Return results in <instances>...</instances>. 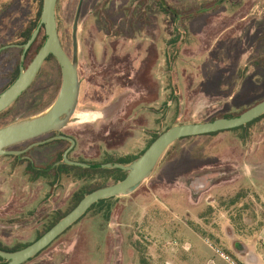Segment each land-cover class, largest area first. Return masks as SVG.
Here are the masks:
<instances>
[{
    "label": "rangeland",
    "instance_id": "obj_1",
    "mask_svg": "<svg viewBox=\"0 0 264 264\" xmlns=\"http://www.w3.org/2000/svg\"><path fill=\"white\" fill-rule=\"evenodd\" d=\"M159 1L59 0L60 38L80 83L61 129L77 141L74 160L139 156L172 125L239 115L264 100V0H164L180 21ZM34 13L33 0H0L1 48L16 41ZM12 54L0 53V91L18 65ZM61 82L58 63L46 62L29 90L0 113V128L44 113ZM243 133L250 136L245 142ZM50 151L36 154L44 162ZM17 164L0 157V244L9 248L34 242L86 185L65 179L50 187ZM261 227L264 118L244 131L174 143L135 191L110 208H93L25 264H229L217 249L238 264L245 236Z\"/></svg>",
    "mask_w": 264,
    "mask_h": 264
},
{
    "label": "water",
    "instance_id": "obj_2",
    "mask_svg": "<svg viewBox=\"0 0 264 264\" xmlns=\"http://www.w3.org/2000/svg\"><path fill=\"white\" fill-rule=\"evenodd\" d=\"M59 0H43L40 23L31 37L23 45H7L0 49V53L10 47L23 49L19 75L16 80L0 93V113L10 108L30 88L42 66L50 55L57 60L62 82L55 102L44 113L0 128V157L20 152L10 148L52 132H60L73 114L79 97V74L76 61L71 59L64 50L58 30L56 8ZM41 28L45 32V42L38 55L25 69L23 63L27 52L36 41ZM75 31L77 24H75ZM77 55V38L74 36V56ZM264 115V100L250 107L240 115L232 118L216 119L208 122H195L175 125L160 134L144 153L128 165L119 163H87L72 161L68 153L75 145V140L66 136L60 139L70 141V147L64 153L67 164L83 168L121 169L127 176L120 182L97 189L87 194L78 205L65 215L57 224L44 233L39 239L27 247L14 252L0 250V257L7 264H25L49 247L68 228L75 224L95 203L113 197L126 196L135 191L154 171L159 160L167 149L176 141L206 134L227 131L244 126Z\"/></svg>",
    "mask_w": 264,
    "mask_h": 264
},
{
    "label": "trees",
    "instance_id": "obj_3",
    "mask_svg": "<svg viewBox=\"0 0 264 264\" xmlns=\"http://www.w3.org/2000/svg\"><path fill=\"white\" fill-rule=\"evenodd\" d=\"M42 6H43V0H33V7H35V13H34V16L28 21V23H26V25L21 29V31L19 32L18 34V37L16 39V41L14 43H10V44H7V45H11V44H15V45H23L25 44L28 39L31 37L33 31L36 29V27L39 25L40 23V18H41V11H42ZM58 7H59V1H58V4H57V8H56V16H57V30H58V34H59V28H60V23H59V18H58ZM159 8L160 10L162 11H165L166 13L168 14H171V16L174 17V20L175 21H180L181 18L180 16L178 15L179 13L177 11H175L172 7H168V9H165L163 7V4L162 2H159ZM198 9L200 10V7H198ZM204 9V8H203ZM202 9V10H203ZM199 11L200 13L203 12V11ZM177 12V13H176ZM188 12H192L191 10L188 11ZM59 37H60V34H59ZM179 36L176 37L175 39H173L171 41V43H173V45H176L178 42H179ZM61 40V38H60ZM44 42H45V32H44V29L41 28V31L36 39V41L34 42V44L31 46V48L29 49V51L27 52V55H26V59L29 57V55L31 54V52L34 53L33 57H32V60L30 61V64L33 62V60L36 58V56L38 55L40 49L42 48V46L44 45ZM62 43V41H61ZM5 46V45H4ZM63 46V44H62ZM1 48V47H0ZM64 48V47H63ZM4 52H9V53H13L12 55L17 59V63L18 65H16V68H15V71L12 73V77L9 81V83L7 84V86H5L1 91L0 93H2L5 89H7L15 80L16 78L18 77L19 75V67H20V64H21V54L23 52V49H20L18 47H10L4 51H2L1 53H4ZM167 57V56H166ZM25 59V61H26ZM262 59H264V55L262 56ZM50 60H55L57 62V60L55 59L54 56L50 55L48 57V59L46 60V62L50 61ZM168 60H170V55H168ZM25 61L23 63V66L25 67V69H27L30 64L28 66H26L25 64ZM171 61V60H170ZM169 61V62H170ZM45 62V63H46ZM44 63V64H45ZM58 63V62H57ZM156 64H158V59H155L154 61V65L156 66ZM59 65V64H58ZM60 67V66H59ZM169 72V71H168ZM165 74H168V73H165ZM151 76L150 75H146V77H149ZM157 100V98L155 99V101ZM172 100H170L169 102H171ZM263 101V100H261ZM259 101V102H261ZM257 102V103H259ZM256 103V104H257ZM255 104V105H256ZM254 106V105H253ZM252 107V106H251ZM250 108V107H249ZM247 108V109H249ZM246 109V110H247ZM244 110V111H246ZM243 111V112H244ZM242 112V113H243ZM241 114V113H240ZM239 114V115H240ZM238 115H233V114H230V115H222V116H219V117H216V118H213L209 121H214L216 119H222V118H232V117H236ZM264 118V115H262L261 117L253 120L252 122L244 125V126H241L239 128H235V129H231V130H246L248 127H250L251 125L257 123L258 121H260L261 119ZM175 125H172L171 127H173ZM169 127V128H171ZM168 128V129H169ZM166 129V130H168ZM165 130V131H166ZM164 132V131H163ZM162 132V133H163ZM222 132V131H221ZM55 133L57 132H52V133H49L51 137L52 135H55ZM162 133H156L152 140L150 141V144L149 146L152 144V142ZM219 133V132H217ZM217 133H212V134H206V135H214V134H217ZM195 137V136H194ZM249 134H242L239 136V138H241L244 142L247 141L249 139ZM187 138H192V137H187ZM47 139V138H46ZM183 139H186V138H183ZM183 139H180V140H183ZM45 140V139H43ZM179 141V140H178ZM176 141V142H178ZM175 142V143H176ZM71 143L70 142H67V141H64V140H51L45 144H42L38 147H36L37 150L39 149H50L51 151V155H49L47 157V159L49 160L48 163L50 164H56L58 166V168L55 170V171H50V170H43V171H35L31 168H26L25 169V172L26 174L30 177V179L32 181H36L38 180V178H41L43 179L44 181H46L48 183V185L50 187H55L57 185L60 184L61 181L65 180V179H72V180H80V181H85L86 182V185L83 186L79 191L75 192L73 195H72V198H71V202H70V205L69 207L67 208L66 211H57L53 214V216L49 219L48 223L45 225L44 229L38 233L37 237H36V240L39 239L44 233H46L49 229H51L55 224H57L65 215H67L71 210H73L77 205L78 203L89 193L97 190V189H100V188H103V187H106V186H109V185H113V184H116L120 181H122L126 176H127V172L126 171H123L121 169H107V168H83V167H78V166H73V165H69L65 162L64 160V153L65 151L68 149L69 145ZM148 146V147H149ZM173 146V145H171ZM170 146V147H171ZM147 147V148H148ZM169 147V148H170ZM168 148V149H169ZM167 149V150H168ZM74 149H72L69 153H68V158L72 161H77V162H82V163H87L89 165H94V164H98V163H92V162H84L82 160H74L73 158H71V153ZM144 153V151L141 153V155ZM141 155L139 156H131V157H125V158H121L119 160H114V159H108V160H104L102 162V164H105V163H112V162H115V163H119V164H124V165H128L130 164L131 162H133L134 160H136L138 157H140ZM114 199H119V197H113V198H109V199H104V200H101L97 203H95L87 212L93 210V208H96V207H103V206H106L107 208H110V204H111V200H114ZM86 212V213H87ZM85 213V214H86ZM84 214V215H85ZM84 215L76 222L78 223L83 217ZM75 223V224H76ZM74 225V224H73ZM72 225V226H73ZM71 226V227H72ZM70 227V228H71ZM70 228H68L63 234H65ZM62 234V235H63ZM61 235V236H62ZM61 236H59L58 238H60ZM57 238V239H58ZM56 239V240H57ZM35 240V241H36ZM55 240V241H56ZM54 241V242H55ZM53 242V243H54ZM33 243V242H31ZM31 243H27V244H23V245H17L15 247H12V248H9V247H6L4 245H1L0 244V250L2 251H6V252H14V251H18L20 249H23L25 247H27L28 245H30ZM48 248V247H47ZM46 248V249H47ZM46 249H44L41 253H39L37 256H39L40 254H42ZM227 256L229 257H234L235 256L233 254H226ZM35 256V257H37ZM34 257V258H35ZM34 258L30 259L29 261H32ZM28 261V262H29ZM0 264H7V261L5 259H2L0 257ZM238 264H241L240 262Z\"/></svg>",
    "mask_w": 264,
    "mask_h": 264
},
{
    "label": "flooded vegetation",
    "instance_id": "obj_4",
    "mask_svg": "<svg viewBox=\"0 0 264 264\" xmlns=\"http://www.w3.org/2000/svg\"><path fill=\"white\" fill-rule=\"evenodd\" d=\"M159 2H162V4H163V7L165 8V9H168V5H165V2H164V0H160ZM39 74V73H38ZM38 76V75H37ZM37 78V77H36ZM36 80V79H35ZM35 82V81H34ZM33 82V83H34ZM31 87V86H30ZM29 90V89H28ZM27 90V91H28ZM26 91V92H27ZM25 92V93H26ZM18 101V100H17ZM16 101V102H17ZM15 102V103H16ZM9 109V108H8ZM60 136H66V137H69V138H72V139H74L73 137H72V135H68V134H64V133H62L61 131L60 132H57V133H55V135H52L51 137H48L47 139H45V140H38V139H35V140H32V141H30V143L29 144H27L25 147H22V148H20V149H17V150H15V151H17V152H20L19 154H11V155H5V156H8V157H11V158H13V160L14 161H17V165H18V167H24V169H26V168H31V169H33V170H35V171H43V170H45V171H47V170H50V171H55L57 168H58V166L56 165V164H50V163H48L49 162V160L47 159V157H46V159H45V161L44 162H42L41 161V159H42V156H40V155H38V154H36V153H40L39 152V150H37L36 149V147H38V146H40V145H42V144H45V143H47V142H49V141H51V140H57V139H59V140H64V141H67V142H70V141H68V140H65V139H60L59 137ZM75 140V139H74ZM75 145H74V147L72 148V149H74L75 148V146H76V144H77V141L75 140ZM71 145V144H70ZM70 145H69V147H70ZM68 147V148H69ZM41 163V164H40ZM41 178H38V180H40ZM37 181V180H36Z\"/></svg>",
    "mask_w": 264,
    "mask_h": 264
},
{
    "label": "crops",
    "instance_id": "obj_5",
    "mask_svg": "<svg viewBox=\"0 0 264 264\" xmlns=\"http://www.w3.org/2000/svg\"><path fill=\"white\" fill-rule=\"evenodd\" d=\"M247 243L240 250L241 264H264V227L252 234H247Z\"/></svg>",
    "mask_w": 264,
    "mask_h": 264
},
{
    "label": "built area",
    "instance_id": "obj_6",
    "mask_svg": "<svg viewBox=\"0 0 264 264\" xmlns=\"http://www.w3.org/2000/svg\"><path fill=\"white\" fill-rule=\"evenodd\" d=\"M218 254L226 259L227 263L229 264H236L234 260L231 259V257L227 256L224 252H222L220 249H217Z\"/></svg>",
    "mask_w": 264,
    "mask_h": 264
}]
</instances>
